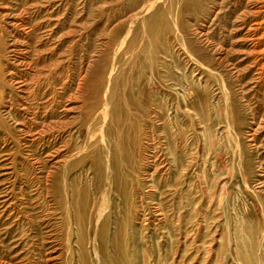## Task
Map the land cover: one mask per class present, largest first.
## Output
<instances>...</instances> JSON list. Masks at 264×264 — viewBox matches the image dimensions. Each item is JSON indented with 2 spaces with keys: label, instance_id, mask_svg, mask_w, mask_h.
Here are the masks:
<instances>
[{
  "label": "rangeland",
  "instance_id": "374dc122",
  "mask_svg": "<svg viewBox=\"0 0 264 264\" xmlns=\"http://www.w3.org/2000/svg\"><path fill=\"white\" fill-rule=\"evenodd\" d=\"M136 1L0 0V148L7 138L14 175L0 179V191L7 187L15 197L7 214L18 211L20 199L25 202L22 223L12 218V224L5 226L6 216L0 218V234H7L6 244L0 243V262L7 257L12 264H21L24 253L32 250L40 260L50 227L63 234L61 225L53 222L63 212L54 204L58 193H65L73 202V225L65 238L70 264H251V259L264 264V213L245 189L238 192L242 178L233 176L228 138L219 141L217 136L225 128L221 107L242 103L229 64L213 61L214 54L198 36L212 22L221 0H184L180 15H173L179 38L167 34L160 39L159 54L150 62L132 61L120 49L123 28L138 17ZM223 12L227 14V8ZM47 15L53 17L57 42L62 41L53 54L40 47L46 33L40 25ZM225 24L222 22L223 29ZM222 36L215 32L211 44L217 46ZM12 41L16 42L14 52ZM69 54L74 68L69 72L72 81L78 84L82 79L74 99V126L79 133L71 138L63 136L46 148L52 135L63 134L47 124L41 139L26 149L22 145L25 140L21 144L1 109L6 105L18 111L23 103L15 80L27 79L33 104H41L46 95L56 97L69 70L62 59ZM26 56L33 61L32 66L28 67ZM185 57L196 64L203 61L204 71L208 70L206 86L190 85L193 79L186 70ZM87 65L86 73L81 74ZM28 69L36 74H29ZM182 87L188 94L186 102L180 97ZM116 103L126 105L138 117L127 160L113 144L106 148L102 142L104 136L113 139L115 135L107 112L109 104ZM186 108H193L198 116L185 118L180 112L176 120L177 109ZM240 116L241 132H245L252 121L248 108H241ZM108 149L119 156L113 160L115 168L118 165L122 170L119 185L111 186V179L96 171L98 159ZM181 150L184 157L178 159L175 154ZM155 151L158 160L151 155ZM58 152L65 155L66 163L53 171L49 161ZM170 153L179 161L180 170L189 163L195 169L194 174L188 171L190 179L184 190L176 181L177 173L172 176L166 171L165 158ZM155 170L162 175L153 177ZM20 182L25 185L22 195ZM36 191L38 196L33 195ZM48 220L53 225L47 226ZM252 229L257 231L255 236ZM17 239L22 240L20 248L13 243Z\"/></svg>",
  "mask_w": 264,
  "mask_h": 264
},
{
  "label": "bare ground",
  "instance_id": "6f19581e",
  "mask_svg": "<svg viewBox=\"0 0 264 264\" xmlns=\"http://www.w3.org/2000/svg\"><path fill=\"white\" fill-rule=\"evenodd\" d=\"M263 1L264 0H221L219 5L220 6L219 10L216 12L212 22L209 25H205V29H203L198 35L202 40V42L206 43L208 48H210L212 53L214 54L213 61H216L217 64H222L223 62L229 64L228 71L232 75L234 83L237 87L236 92L239 97L238 101L239 102L241 101L242 104H230V105L224 104V106L221 107L223 108L221 109V116H222L221 123L225 125V128L223 129V131L218 132L217 136L219 138V141L228 138L227 145L230 146L231 148V157H232V163L234 169L233 176L234 178L236 177L242 178V181L239 182L238 192L241 193L245 189L248 198L253 201L256 208L262 211V213H264V199L263 197L261 198V196H264V2ZM136 2L138 3L137 4L138 8L136 10L137 11L136 15L138 17L137 19L133 20V22H130L128 27L123 28L124 33L123 36H121L122 44L120 46V49L122 50L124 49L125 50L124 53L128 55L132 61L135 60L140 62L144 60L150 62L151 60L152 61L154 59L156 60V57L159 54L158 50L161 44L160 39L164 38L167 34H172L175 38H179L180 36L179 35L180 31H178L179 27L177 26V24H175L173 15L174 13H177L178 16L180 15L183 9L184 0H137ZM221 5L222 6L226 5V6L223 8ZM225 8H227V14L224 13L225 11L223 12V9L225 10ZM47 16L48 19H45V21L43 20L44 23L41 22V25L39 24L41 28L46 30L45 35L42 36V39L40 41L41 42L40 44H42L40 47L42 48L41 50L51 51L53 54L61 46L60 43H62V41L60 40L57 42L55 37L56 33H54L55 24L53 27V23L51 20L53 17L50 19L49 17L51 16L50 15ZM222 22L226 23L224 25L225 26L224 29L222 27L223 26ZM217 31L222 33L223 41H221L220 43L217 44V46L214 47V45L211 44V40H212L211 38L213 37L214 33ZM223 44H226V46H224ZM15 45L16 42L12 41L11 49L13 50H11V52H14L16 47ZM69 51H71V49ZM188 52L190 51L188 50ZM27 59L28 57L26 58L25 61L29 60ZM183 59L186 60L187 62L186 70L189 72L190 74L189 76L193 79V81H190L191 82L190 85L194 86L197 83L198 84L204 83V85L206 86L207 80H205V78L207 77L208 70L206 72L204 71V68L207 69V67L204 65L203 61H201L202 63L198 61L199 64H196L193 60L190 59L187 60L186 57ZM62 60L66 64L67 69L69 70L67 71L68 75H66V81L64 79L65 82L61 84L62 86L60 88L61 91L59 92V94H57V96H59L58 98L57 96L51 98L48 95H46L45 96L46 99H44L41 104H33L30 101V97L33 94L30 93L31 89L27 79L23 81L15 80L17 85L16 92L18 98H20V100H22L23 103L19 104L18 111H14L11 108V106H6V105L3 106L1 109L2 116L4 117L5 120H7V122H9L13 133L14 134L16 133V136L18 139H20L21 144L25 140V143L22 145L23 147L26 146V149L29 148V145H35L41 139V135L44 133V129L46 128L45 126L47 124L49 128H52V126L53 128H58L59 129L58 131H61L63 134H58L57 136L52 135L50 138L51 141H47L48 145L47 144L44 145L46 148H49L51 146L50 143L52 141L56 143L58 139H60L63 136L67 138H71L72 136H74V134L79 133V128L74 126V121L76 119L74 116L77 113L76 107L74 106L75 105L74 99H75V95L79 94L80 92L82 79L81 78L79 79L78 84L76 83L74 84V82L72 81L69 75V72L74 69L70 54L68 55L67 58ZM18 61H22V60L19 59ZM31 61L32 60H29L28 67L32 66L31 64L33 63V61L32 62ZM21 63L24 64V62ZM202 64L204 65V68ZM87 68L88 65L85 66L84 69H82L81 74H85ZM31 69H28L29 70L28 73L31 74V72H33V74H36V71H31ZM57 76H58L57 80H60L61 78L60 75ZM47 78L48 77H46V79ZM179 91H180V97L183 99V102H186L185 99H188L187 91L185 90L184 87L179 89ZM221 92L222 90H220V93ZM117 103L109 104L110 108L109 111L107 112L108 120H110L109 122L110 129L115 132V135L113 136V139L111 138V136L110 137L104 136L102 142L104 143V145H106L105 146L106 148L107 146L110 147L113 144L112 146H114L115 149H118L120 153L124 155L123 160H127L130 153L132 152V150L130 149L131 147L130 139L132 138L131 133L132 131L134 132L135 127H138V125H136L138 123V119H137L138 117H136V115L133 112H130L131 109L129 110V107ZM241 108H245V109L248 108L249 116L252 120L251 123L247 125L246 127L247 129L245 132H241V125H242V122L240 120ZM178 113L185 116V118L189 116L193 117L195 115L198 116V112H196V110L194 111L193 108L191 109L186 108V110L177 109V112H175V116H174L176 120L179 119L177 118ZM240 135L241 136L244 135V138H242ZM53 142L51 144L54 146ZM3 143H4L3 146L0 148V179L3 178L4 180H7V178L9 179L14 176L11 171L12 168L11 165H13V163H11L12 159L10 158V155H8L10 154V149H11V147H9L10 142L7 138H4ZM143 147L144 146L140 148ZM182 151L183 150L175 154L178 155V159L184 157ZM116 153H117L116 151L114 153L113 149H108L105 155L102 156L100 159H98L100 166L96 169L98 175L104 176L106 174L108 180L111 179L110 181L111 186L117 185L118 180L121 179V175H122L121 168L118 165L117 168H115L114 166L115 159L119 158V156ZM151 155H153L152 157L154 159L156 158L158 160L156 151ZM166 155H162V156H166ZM64 159H65V155H62L61 153L58 152L49 161L50 168L53 171L62 168L63 166L61 165V163L62 162L63 164L66 163ZM165 162H166L167 173L173 174L174 172L175 174L176 172L177 173L176 181H180L179 185L182 186L183 190L186 189L188 187L187 182L190 179V177H188L189 176L188 171L189 173L192 174L195 173L194 172L195 169H193V167L190 168L192 164L189 163L188 166L185 165L180 170L177 164L179 161L176 160V157L173 158L171 153L170 155L168 154L167 159L165 158ZM113 167L116 170L115 169L112 170ZM160 173H161L160 170H155L153 177L162 175ZM174 174L172 176H174ZM73 183L74 182L72 181V184ZM2 190L3 191H0V209H1L0 214L2 215V216L0 215V218H2L4 215L6 216L2 225L5 226L8 224L11 225L12 222L9 223V221H11L12 218L15 219L18 218V220L22 223V219L25 213V206H24L25 202H23V199H20L18 211L16 209H13L14 211L13 213L7 214L8 212H11V207H12L11 205L13 204L15 197L13 196V193H11V190H9L7 187L3 188ZM24 191H25V185L22 182H20V188H19L20 194L22 195ZM36 192L38 194L33 193L34 196L39 195V192L38 191ZM66 195L67 194L65 193L64 195L63 193L62 194L58 193L57 200L56 201L54 200L55 201L54 204H59V206L61 207L60 209H63V212L59 214L60 215L59 217H56L54 219L53 223L57 227L61 225L63 234L61 233L59 234L58 229L56 230L57 232L56 233L55 230L52 229L51 225L53 224H50L49 222L50 220L46 221V223H48L47 226H51L50 227L51 230L48 233L49 235L48 240L45 243H43V246L44 247L46 246V249L42 251L43 255L42 253H39L40 260L38 261V259L36 258L37 257L36 255L38 253H36L35 250H32L29 253L27 252L26 254L24 253V259L23 262H21V264H70L71 258L68 255L69 248L67 247L69 246V244L68 243L66 244L65 238L67 237L68 232H70L71 227L73 225L72 223L73 202H70L68 197H66ZM1 220L2 219H0V221ZM256 224H260V223H256ZM263 229H264V223H263ZM53 232H55V234ZM250 233L251 235L255 236L257 231L255 229L254 230L252 229L250 230ZM6 236L7 234L4 233L0 234V243H2V246L6 244L5 242L7 240ZM98 238H102V237H98ZM13 243L15 244L16 248H20L22 245L21 244L22 240L17 239V241H14ZM85 247H87V245ZM65 248L68 250H64ZM2 261L0 262V264H12V259L8 261L7 257L3 262ZM251 264H255L254 259H251Z\"/></svg>",
  "mask_w": 264,
  "mask_h": 264
}]
</instances>
